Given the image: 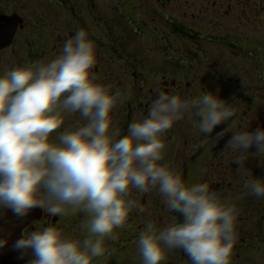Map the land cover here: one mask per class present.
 <instances>
[{
	"label": "clouds",
	"instance_id": "1",
	"mask_svg": "<svg viewBox=\"0 0 264 264\" xmlns=\"http://www.w3.org/2000/svg\"><path fill=\"white\" fill-rule=\"evenodd\" d=\"M97 49L81 29L67 39L54 59L14 68L0 77V209L25 217L34 208L48 215L83 213V239L68 238L57 226L25 231L13 248L31 250L29 264H94L116 241L133 210L144 208L133 190H157L170 212L178 213L166 227L149 222L137 239L142 264H162L180 249L191 264H230L236 242L235 203L222 199L208 183L188 184L181 174L161 163L164 134L185 114L199 118L198 131L212 136L228 122L234 109L218 94L203 91L181 97L157 91L147 115L128 125L127 133L113 119L127 91H112L92 71ZM79 114L82 122L64 127ZM233 134L223 151L249 153L264 160V128L233 131L213 137L218 143ZM53 133H56L53 137ZM243 155L233 160L247 179V194L264 197V179L250 176ZM264 164V163H262ZM7 240H0V248Z\"/></svg>",
	"mask_w": 264,
	"mask_h": 264
},
{
	"label": "flooded vegetation",
	"instance_id": "2",
	"mask_svg": "<svg viewBox=\"0 0 264 264\" xmlns=\"http://www.w3.org/2000/svg\"><path fill=\"white\" fill-rule=\"evenodd\" d=\"M224 1L227 0H214V3L219 2V5L222 6L224 5ZM229 1H233V3L227 1L228 8L229 4L233 5L239 2V0ZM262 3L264 4V0H262ZM86 9L93 11L90 13L95 14V17H92L89 24L85 25L80 20L72 22L73 29L68 33H71L73 36L77 30L83 29L88 33V38L94 41L96 47L98 45V49H104L106 55L100 56L99 52L96 53L97 63L92 71L98 76L99 82L105 81L107 84H111L113 89L120 88L119 90L122 92L127 91V99L119 108L121 116L126 120H131L133 116H136L138 119L146 116L147 108L150 106L157 91H164L166 94H176L181 97H196L201 95V92L204 91L202 89L204 86L199 85L198 74H205L211 77L214 73L213 69L219 68L218 66L223 64V61L226 62L227 58L230 61H236L237 55L242 56L241 54H246V42L227 38L228 34L216 25L210 26L208 33H202L200 32V28L197 27L200 24H195L194 20H175L172 18L168 27H171V34L175 35L172 39L175 44L168 40L165 30L161 28L162 34L165 36V42L167 41L171 45L161 48L158 52L150 50L147 55L137 57V52H133L132 43L128 42L127 39L133 32H136V29L141 30V34H145L147 30L144 27H139V24L135 23L130 17L126 19L129 26L125 27V24H121L122 27L119 28L116 23L110 24L103 18L98 21L97 5H93V7L87 6ZM257 18L263 19V13L261 12ZM130 23L136 29H132ZM163 26H166V24H163ZM176 36L179 39H176ZM63 37L65 36H61V38ZM199 37H205L208 42L215 41L219 45H200L198 48H195L194 41ZM65 38L67 39V37ZM101 38L108 39L102 40ZM44 41L45 36L41 35V42L44 43ZM174 46L176 47L175 49ZM201 47H207L203 52L206 58L203 61L199 58L203 57L202 50L199 49ZM45 52V50H39L38 55L40 57L44 56L46 55ZM257 58L260 63L258 56ZM224 68H227V65ZM127 73L131 74V76L126 77ZM129 77H132L131 83L133 86L130 88L127 84ZM223 79L227 80L226 78ZM229 80H233L235 83L230 87L232 88V92L223 96V99L234 109L235 115L228 122L218 125L214 129L212 136L214 137L217 132L227 127L233 131H238L235 124H238L244 130H248L249 128L255 130L257 127L264 128V80H260L255 86L249 88L245 87L241 82H236L235 79ZM252 96L256 98L253 100ZM198 123L199 118L189 114H185L184 119L174 123L173 127L163 137L165 142L170 144V146L171 143L169 142H174L168 150L166 148L170 155L167 154L166 156L163 153L164 158L161 163L167 164L174 170L175 168L179 169L176 171L181 174L186 183H208L210 190L216 191L222 199L231 198L236 205L238 214L235 222L236 242L233 247V251L236 252L230 260V264H243V261H247L248 264H264L261 253V249L264 248V197L247 194L246 190L242 187L247 177L239 174V179H234L231 175L232 169H228L231 166L238 168L239 165L233 163V160L243 155L247 159L245 167L253 170V173H249V175L255 176L258 179H264V165L261 166L260 160H257L249 153L241 154L239 152L224 151L227 155V159L225 160L226 165L224 163L213 165L219 167L215 168L217 170L216 176L209 177L207 174L208 179L197 178L195 171L197 163L205 153H208V156H212L213 150H211V146L215 141L212 136H205L198 131L196 128ZM190 128L193 129V133L195 134L190 139L192 146L188 145L189 139L187 137L190 136L188 130ZM199 134L201 135L198 139H193ZM232 134L231 131L227 132L222 141L226 143ZM181 136H184L183 142L186 140L187 147L184 150H182L183 146L180 148V146L175 145ZM53 137L55 136L53 135ZM252 149H249V152ZM221 150H224L222 146ZM183 151H186L185 154H182ZM188 152H190L189 155ZM248 154L252 158H248ZM151 193L152 190L147 193H139L133 190L132 198L144 208V211L140 213L133 210L130 213L125 227L122 228L124 236H117L119 239L116 241H107L105 256L95 260L94 264H142V259L138 252H135L134 247L129 244V241L132 239L129 240L128 237L132 238L133 236V240L136 242L135 235L140 234L147 223H152L154 219H158L159 224L161 223L160 218H162L163 213L158 211L161 205H158L156 202V194L154 192ZM158 198L162 200L161 197ZM173 216L178 221H182V217L175 212H170V216H167V218H172ZM137 218H140L139 223L136 221ZM84 219L85 215L83 213L53 217L42 209L41 217L34 220L33 227H47L44 221L47 220L51 225L53 224L52 226L62 229L68 238L83 239L85 233L81 230V224ZM170 222L171 220L167 224ZM135 225H137V229H134ZM43 228H40V230ZM25 231L26 233L30 232L29 228H26ZM162 264H191V261L183 250L176 249L167 254Z\"/></svg>",
	"mask_w": 264,
	"mask_h": 264
},
{
	"label": "rangeland",
	"instance_id": "3",
	"mask_svg": "<svg viewBox=\"0 0 264 264\" xmlns=\"http://www.w3.org/2000/svg\"><path fill=\"white\" fill-rule=\"evenodd\" d=\"M227 1L233 3V1ZM227 1H224V5L221 6L219 2L214 3V0H0V15H2L1 13L8 14L9 16L14 15V22L17 26L16 29H19L14 33L15 35L10 44L0 48V77L14 68L22 67L25 65V62L27 64L36 61L48 62L54 59L61 53L64 42L72 36L71 33H68L73 29L71 23L80 20L83 25L89 24L92 17H95V14L92 13V15L90 12L93 11L87 10L86 6L93 7V5H97L98 9H96V11L98 14V21L103 18L110 24L116 23L117 26L121 28V24H125V27L129 26L126 19L131 17L135 23L137 22L139 24V27L142 26L147 30L145 34H141V30H136V32H133L127 39L128 42L132 43L133 52H137V57L147 55L150 50H156L158 52L161 48H166V46L171 45L169 42H165V36L162 34L161 28L165 30L168 40L175 44L174 40H172L175 35L171 34V27H168L170 26L172 18L175 20H194L195 24H200L197 27L200 28V32L202 33H208V28L212 25H216L219 29L228 34V36H226L227 38L246 42V54H241L242 56L237 55L236 61H230V59L227 58L226 62L223 61V64L218 66L219 68L213 69L214 73L211 77L205 74L197 75L199 77V85L202 87L204 86L202 89L205 92H213L223 99V96L232 92V88L230 87L235 83L233 80L229 79H235L236 82H241L248 88L255 86L260 80H264V18H257L261 12L264 15V4L262 0H239L238 3L233 5L229 4L228 8ZM68 9L73 10L69 12L70 15L72 12L76 13L74 16L78 20H73L66 14ZM163 24H166V26H163ZM20 25L22 28L19 27ZM130 26L132 29L136 28L133 27L132 23H130ZM43 27L45 30H43ZM66 32L68 34L65 35L64 33ZM39 34L45 36V41L39 46V49L45 50L46 55L41 57L35 52L37 50L39 51V49L34 45L35 42L39 41ZM60 35L67 37V39L65 37L61 38ZM175 38L179 39L178 36ZM101 39L106 40L108 38ZM215 44L219 45V43L215 41L208 42L205 37H199L194 41L195 48H198L200 45L214 46ZM175 48L174 46V49ZM205 48H199L202 50V54ZM96 49L97 52L100 53V56L106 55L104 49L100 50L97 47ZM31 52H35V54L32 55ZM234 52L238 53L237 51ZM257 56L260 59V63ZM199 58L201 61L206 59L204 54L203 57ZM226 65L227 68H224ZM128 76H131V74L127 73L126 77ZM131 80L132 77H129L127 80L129 88L133 87ZM101 83L107 84L105 81H101ZM119 89L120 88L113 89V91ZM252 98L254 100L256 97L252 96ZM120 106L114 110L113 119L116 125L121 129V135H124L127 133L128 123H132L138 118L133 116L131 120H126L121 116V112L119 111ZM78 121L82 122L79 114H75L66 120L62 128L74 126ZM235 125L238 130H244V128H240L238 124ZM188 130L190 135L187 136L189 139L188 145L192 146L190 139L195 134L192 128ZM201 134L193 139H198ZM53 135L55 136L56 133H53ZM222 140L223 139L220 140L221 145L214 141L211 146V150H213L212 156H208V153H205L203 157H200L195 170L197 178L208 179V175L209 177L216 176L217 170L215 168L219 167L213 165H219L220 163L226 165L225 160L227 159V155L221 150V146L223 148L225 147V142ZM183 141L184 136H181L175 144L176 146H180V148L183 146L182 150L187 147L186 140L185 142ZM173 142L174 141L169 142L171 146ZM171 146L166 143L167 150ZM166 148L164 153L167 156V154L170 155V153ZM255 151L256 149L253 147L249 154ZM185 152L186 151H183L182 154H185ZM189 153L190 152H188V155ZM249 154L248 158H252ZM255 158L260 160L258 157ZM260 162L261 166L264 165L262 164L264 160H260ZM235 168V166H231L228 169H232L231 175L234 179H239V174L242 173L237 172V168ZM175 170L179 169L175 168ZM249 170L253 173L252 169ZM153 192L157 196V204L161 205L158 211L162 212L163 216L160 218V224L158 219H154L152 223L159 229H163L172 218H167V216H170V211L165 207L166 205L163 203V200L158 198L161 197L158 191L153 189L152 193ZM150 199L152 198L150 197ZM44 221L47 226L51 225L49 221ZM136 221L139 223L140 218H137ZM33 224L34 221L27 226L30 232L35 229L40 230V228H43L42 226L33 227ZM134 229H137V225L134 226ZM116 232L118 237L124 236L122 229H117ZM138 236L139 234L135 235L136 239H138ZM128 238L129 240L132 239L129 241V244L134 247L135 252H138L137 241L135 242V240H133V236L132 238ZM134 243L136 244L134 245ZM261 253L264 259V248L261 249ZM232 257L231 255L230 260ZM246 262L247 261H243V264H246Z\"/></svg>",
	"mask_w": 264,
	"mask_h": 264
},
{
	"label": "water",
	"instance_id": "4",
	"mask_svg": "<svg viewBox=\"0 0 264 264\" xmlns=\"http://www.w3.org/2000/svg\"><path fill=\"white\" fill-rule=\"evenodd\" d=\"M13 17L14 15H0V48L12 41L17 27ZM41 214L42 208L39 207L32 209L25 217L15 216L10 209H0V240H7V244L0 248V264H28L33 258L31 250H17L13 245L23 237L24 229L32 221L39 219Z\"/></svg>",
	"mask_w": 264,
	"mask_h": 264
},
{
	"label": "trees",
	"instance_id": "5",
	"mask_svg": "<svg viewBox=\"0 0 264 264\" xmlns=\"http://www.w3.org/2000/svg\"><path fill=\"white\" fill-rule=\"evenodd\" d=\"M235 252H236V251H233V252H232V256L234 255Z\"/></svg>",
	"mask_w": 264,
	"mask_h": 264
}]
</instances>
